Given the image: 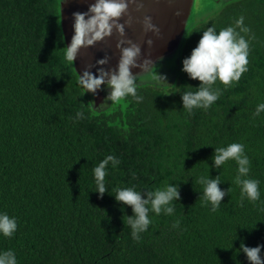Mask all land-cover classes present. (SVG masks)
Here are the masks:
<instances>
[{
    "label": "trees",
    "instance_id": "obj_1",
    "mask_svg": "<svg viewBox=\"0 0 264 264\" xmlns=\"http://www.w3.org/2000/svg\"><path fill=\"white\" fill-rule=\"evenodd\" d=\"M240 16L251 29L241 35L254 37L249 70L210 109L183 110L182 92L201 82L181 69L173 87L138 86L143 102L128 97L96 112L66 60L60 0H0V212L18 224L12 237L0 235V251L13 250L18 264H250L241 243L264 245V113L253 118L264 103V0L233 1L195 26L181 66L208 27ZM80 111L85 119L76 120ZM231 143L245 145L259 201L241 206L234 161L213 166L215 147ZM107 155L120 164H109L101 196L93 167ZM209 174L231 187L215 212L199 183ZM171 182L181 196L174 214L150 213L149 230L134 240V213L115 190Z\"/></svg>",
    "mask_w": 264,
    "mask_h": 264
},
{
    "label": "clouds",
    "instance_id": "obj_2",
    "mask_svg": "<svg viewBox=\"0 0 264 264\" xmlns=\"http://www.w3.org/2000/svg\"><path fill=\"white\" fill-rule=\"evenodd\" d=\"M130 3L135 5L136 11H141L144 7L143 3H138L137 0H95L89 5L87 12L74 13V35L71 44L66 47V60L73 64L82 48L94 47L98 42L111 37L114 31L120 37H125V26L131 27L132 18L129 15L124 23L120 21L128 14ZM177 15L179 16L180 13ZM143 25L146 33H159V28L152 23L150 16L144 17ZM250 32L251 29L245 25L244 16L236 19L232 26L219 31L212 26L203 32L198 45L182 62V71L191 79H198L201 82L196 88L197 91L182 92L183 110L188 115L194 114L196 109L205 111L210 109L218 101L222 91L227 90L233 83L239 82L242 75L249 70L250 40L254 37L249 36V39H245L241 33ZM147 43L151 46L153 41L148 40ZM116 47L121 55L114 68L104 67L110 62V57L105 56L92 66L97 69L98 75H94L91 69L79 75V84L85 92L95 94L106 85L109 89L107 100L112 103H118L128 97L141 103L144 98L137 92L139 84L149 83L159 86L166 83V77L158 73L154 60L142 59V49L138 44L131 40L120 39ZM137 68L141 71L134 74L132 70ZM217 81L225 86L223 90L214 87ZM261 113H264V103L257 105L253 118L260 116ZM75 119H85V113L77 112ZM212 160L213 166L217 169L223 168L229 161H234L237 165L234 182L241 188V206L245 199L250 202L260 200V181L249 178L251 161L245 152L244 144L231 143L227 147H215ZM109 164L112 168H116L120 160L114 155H107L93 167L95 191L101 196L109 192L105 185ZM219 177L220 175L212 178L210 174L199 177V183L203 186L202 198L207 205H210L213 212L220 207L225 196L231 194V187L227 190L221 189L220 185L223 182ZM114 196L117 202L132 208L134 215L128 216V225L131 227V236L134 240L141 239V234L149 230L153 223L150 213H155L157 216L161 214L171 216L175 212L176 202L181 199L179 186L172 182L161 188L148 189L146 192L137 191L134 186L116 189ZM172 227L179 229V221H176ZM17 229L16 218L10 217L6 212H0V235L10 238ZM262 249L264 245L248 247L241 243V250L246 254L250 264H264V259L261 257ZM0 264H18L15 252L11 249L0 251Z\"/></svg>",
    "mask_w": 264,
    "mask_h": 264
},
{
    "label": "water",
    "instance_id": "obj_3",
    "mask_svg": "<svg viewBox=\"0 0 264 264\" xmlns=\"http://www.w3.org/2000/svg\"><path fill=\"white\" fill-rule=\"evenodd\" d=\"M236 0H225L224 3L217 0L214 3L213 9L200 15L195 24H202L208 18L218 13L227 4ZM95 0H60V20L61 29L64 35L66 47L71 44L74 35V17L76 12H87L89 5ZM138 3H143L144 7L141 11H136L135 5L130 3L129 12L121 19L124 23L129 18H132L131 27L125 26L126 35L120 37L114 31L113 35L106 38L102 42H98L94 47L82 48L74 61L76 73L82 75L85 70L91 69L94 75H98L97 69L92 67L96 65L99 59L105 56L110 57L106 68H114L120 58V51L116 45L120 39L131 40L138 44L142 49V59L151 58L157 65L158 73L166 77V83L158 87H173L176 83L178 75L182 69L181 54L185 43V26L186 18L190 14L191 9L195 5V0H137ZM177 13H180L178 16ZM145 16L152 18V23L159 28V33L145 32L143 20ZM196 25V26H197ZM187 38V37H186ZM152 40L151 46L147 41ZM128 46V45H125ZM134 74L140 72L139 68L132 70ZM80 78V77H79ZM140 86H153L149 83H142ZM92 108L96 112H104L111 108L112 102L107 100L109 89L106 85L102 86L95 94L86 92Z\"/></svg>",
    "mask_w": 264,
    "mask_h": 264
},
{
    "label": "rangeland",
    "instance_id": "obj_4",
    "mask_svg": "<svg viewBox=\"0 0 264 264\" xmlns=\"http://www.w3.org/2000/svg\"><path fill=\"white\" fill-rule=\"evenodd\" d=\"M217 0H195V5L190 11V14L186 18V26H185V39L190 31L198 24H195V21H198L200 15H204L205 12L213 9L214 3ZM224 3L225 0H219Z\"/></svg>",
    "mask_w": 264,
    "mask_h": 264
},
{
    "label": "flooded vegetation",
    "instance_id": "obj_5",
    "mask_svg": "<svg viewBox=\"0 0 264 264\" xmlns=\"http://www.w3.org/2000/svg\"><path fill=\"white\" fill-rule=\"evenodd\" d=\"M74 64V63H73ZM75 69V68H74Z\"/></svg>",
    "mask_w": 264,
    "mask_h": 264
}]
</instances>
